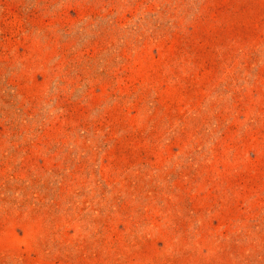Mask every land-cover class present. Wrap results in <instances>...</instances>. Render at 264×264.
Wrapping results in <instances>:
<instances>
[{"label":"rangeland","instance_id":"374dc122","mask_svg":"<svg viewBox=\"0 0 264 264\" xmlns=\"http://www.w3.org/2000/svg\"><path fill=\"white\" fill-rule=\"evenodd\" d=\"M0 264H264V0H0Z\"/></svg>","mask_w":264,"mask_h":264}]
</instances>
